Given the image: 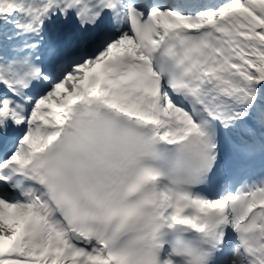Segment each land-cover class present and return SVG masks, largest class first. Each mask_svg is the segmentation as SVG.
Returning a JSON list of instances; mask_svg holds the SVG:
<instances>
[{
    "label": "snow or ice",
    "instance_id": "6c2138e0",
    "mask_svg": "<svg viewBox=\"0 0 264 264\" xmlns=\"http://www.w3.org/2000/svg\"><path fill=\"white\" fill-rule=\"evenodd\" d=\"M0 264H264V0H0Z\"/></svg>",
    "mask_w": 264,
    "mask_h": 264
},
{
    "label": "clouds",
    "instance_id": "9594fccd",
    "mask_svg": "<svg viewBox=\"0 0 264 264\" xmlns=\"http://www.w3.org/2000/svg\"><path fill=\"white\" fill-rule=\"evenodd\" d=\"M162 149L165 150V155L168 157L167 162L168 163H172L175 161V159L177 158V153L175 152L174 149H169L167 148V146H161Z\"/></svg>",
    "mask_w": 264,
    "mask_h": 264
}]
</instances>
